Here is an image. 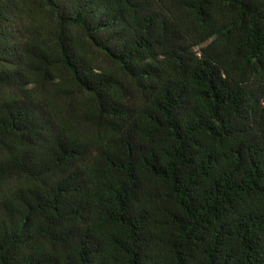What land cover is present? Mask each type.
I'll list each match as a JSON object with an SVG mask.
<instances>
[{"label":"trees","instance_id":"16d2710c","mask_svg":"<svg viewBox=\"0 0 264 264\" xmlns=\"http://www.w3.org/2000/svg\"><path fill=\"white\" fill-rule=\"evenodd\" d=\"M0 264H264V0H0Z\"/></svg>","mask_w":264,"mask_h":264}]
</instances>
